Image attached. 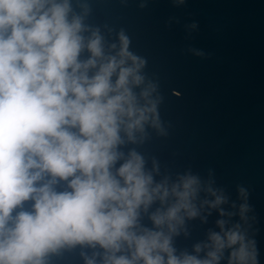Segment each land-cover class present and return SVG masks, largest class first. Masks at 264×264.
Masks as SVG:
<instances>
[{"label": "clouds", "instance_id": "9594fccd", "mask_svg": "<svg viewBox=\"0 0 264 264\" xmlns=\"http://www.w3.org/2000/svg\"><path fill=\"white\" fill-rule=\"evenodd\" d=\"M90 13L88 0H0V264L76 250L82 264H259L245 187L231 200L211 170L162 174L137 151L167 135L158 82Z\"/></svg>", "mask_w": 264, "mask_h": 264}, {"label": "water", "instance_id": "95a60500", "mask_svg": "<svg viewBox=\"0 0 264 264\" xmlns=\"http://www.w3.org/2000/svg\"><path fill=\"white\" fill-rule=\"evenodd\" d=\"M88 2L86 22L113 29V37L123 29L159 85L167 135L152 133L137 151L149 167L155 158L162 174L190 169L207 179L211 170L231 200L237 186L245 187L264 264V0H185L179 7L146 0L143 9L141 0ZM216 218L214 212L207 224L189 222L191 235L178 238L177 247L190 249ZM78 251L52 264H82Z\"/></svg>", "mask_w": 264, "mask_h": 264}]
</instances>
